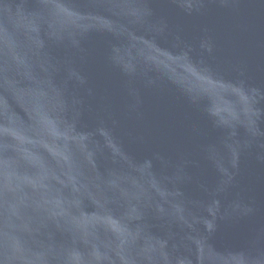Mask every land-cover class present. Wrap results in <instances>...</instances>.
Masks as SVG:
<instances>
[{
    "label": "water",
    "instance_id": "obj_1",
    "mask_svg": "<svg viewBox=\"0 0 264 264\" xmlns=\"http://www.w3.org/2000/svg\"><path fill=\"white\" fill-rule=\"evenodd\" d=\"M0 264H264V0H0Z\"/></svg>",
    "mask_w": 264,
    "mask_h": 264
}]
</instances>
